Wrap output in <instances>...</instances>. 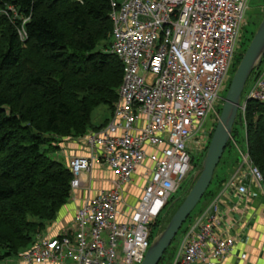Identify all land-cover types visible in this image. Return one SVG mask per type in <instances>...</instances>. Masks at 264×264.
<instances>
[{
  "label": "built area",
  "instance_id": "2783aa9c",
  "mask_svg": "<svg viewBox=\"0 0 264 264\" xmlns=\"http://www.w3.org/2000/svg\"><path fill=\"white\" fill-rule=\"evenodd\" d=\"M247 9V0H110L109 52L122 64V79L109 120L83 136L86 153L68 162L71 193L86 186L87 195L68 225L37 235L18 264L142 262L148 226L188 175L191 153L207 148ZM248 99L264 106V68L240 100L242 114ZM238 152L240 167L221 192L248 194L242 178L249 174L264 194L260 170L247 149ZM97 166L113 174L92 192ZM216 222L204 212L172 264H214L231 253L235 237L217 234Z\"/></svg>",
  "mask_w": 264,
  "mask_h": 264
},
{
  "label": "trees",
  "instance_id": "16d2710c",
  "mask_svg": "<svg viewBox=\"0 0 264 264\" xmlns=\"http://www.w3.org/2000/svg\"><path fill=\"white\" fill-rule=\"evenodd\" d=\"M0 9L1 261L28 248L70 199L72 173L51 153L97 128L93 109L112 111L122 64L109 52L110 0H0ZM236 125L264 189V106L248 99L238 109L226 147Z\"/></svg>",
  "mask_w": 264,
  "mask_h": 264
},
{
  "label": "rangeland",
  "instance_id": "374dc122",
  "mask_svg": "<svg viewBox=\"0 0 264 264\" xmlns=\"http://www.w3.org/2000/svg\"><path fill=\"white\" fill-rule=\"evenodd\" d=\"M120 1V0H118ZM247 11H246V22L242 29L240 30V39L238 41V48L236 49V53L233 57V63L228 71V79L225 82V89L222 91V97L224 98L228 89V86L230 84L231 78L235 72V69L239 63L238 57H240V53L246 50L251 38L253 37V34L255 33L259 23L261 22L263 15H264V0H247ZM0 13L1 9H0ZM22 38V33H21ZM112 40V37H111ZM242 53V55H243ZM264 68V56L262 57V62L258 66V69L261 70ZM254 77L252 75L247 79L244 89L241 93V101L244 100V96L246 92H248V89L250 87V84L252 83V80ZM223 102H220L216 104V110L217 114H220L221 107ZM111 116V111L107 109L105 106H98L95 109L91 111L90 119L93 126L97 127L93 130L99 129L102 126H104L107 121L109 120ZM217 119L213 121V129L216 125ZM237 126V133L234 134V141L231 146L225 147L223 154L214 170L211 182L201 197V199L198 201L196 206L193 208V210L190 212L189 216L186 218V220L183 222L180 229L177 231L173 239L171 240L170 245L166 248L165 252L163 253L162 259L158 264H172V261L174 257L176 256V253L179 249V246L186 236L188 230L191 228V226L196 222V220L200 217V210L203 209L204 205L208 202L210 196L209 191L214 188H219V186L223 187V184L228 178L240 167L241 159L240 154L238 152V149L245 152L247 149L246 146V136L245 131L241 126ZM86 134V133H85ZM84 134V135H85ZM80 137H73V138H65L60 144L59 148L51 153V156L55 159L62 160L66 164H68L69 160L78 155H82L86 153V149L84 146V138L83 136ZM211 138V137H210ZM210 142V139L208 140V144ZM207 144V146H208ZM206 151V150H205ZM205 151L201 153H191L192 154V160H191V169L189 170L188 175L185 177V179L180 183L178 188L172 193L169 204L165 207L163 213L166 214V217L172 216L174 213L173 210L175 209L177 205L178 198H182V196L185 194V192L190 190V185L192 186V182H194V175L196 171L201 169V166L199 168V165H201L202 160L205 155ZM263 181V177H262ZM219 185V186H218ZM264 191V189H263ZM188 193V192H187ZM186 196V195H185ZM172 200V202H171ZM69 200L61 206V208L58 210V213L56 215V218L51 221L48 225L45 226V228L39 232V234H45L46 232H52L53 228H56L55 222L59 218L60 212L64 213V216H68L70 209L67 207ZM178 207V206H177ZM64 209V210H63ZM176 210V209H175ZM174 210V211H175ZM173 212V213H172ZM71 213V212H70ZM199 214V215H198ZM198 215V216H197ZM170 216V217H171ZM66 218V217H65ZM168 222H166V219L163 217H159L153 224L148 226L149 230V242L150 244L153 242V240L158 236V234L161 232L163 227L166 226ZM36 235V237H37ZM0 264H18V255L13 254L9 257H6L5 259L0 261ZM67 264H71L70 261H67Z\"/></svg>",
  "mask_w": 264,
  "mask_h": 264
},
{
  "label": "crops",
  "instance_id": "0c3cea01",
  "mask_svg": "<svg viewBox=\"0 0 264 264\" xmlns=\"http://www.w3.org/2000/svg\"><path fill=\"white\" fill-rule=\"evenodd\" d=\"M111 174H113L112 171L106 168L94 167L92 176L95 180L91 184L92 192L104 187L106 185L105 178ZM242 181L248 188V194L238 195L232 191L221 192L222 189L218 185L219 188L209 191L210 198L200 210V216L207 211L209 215L216 217L214 231L217 234H230L236 240L233 251L215 260L214 264H264V194L252 182L249 174H244ZM87 189L86 186H82L72 191L67 204V207L72 209L68 216H64V213L60 212L59 218L55 222L56 228H53L52 233L68 225L74 209L86 197ZM218 194L220 195L219 210L214 213L209 207ZM242 254H245V257L242 258ZM192 264L207 263L193 262Z\"/></svg>",
  "mask_w": 264,
  "mask_h": 264
},
{
  "label": "water",
  "instance_id": "95a60500",
  "mask_svg": "<svg viewBox=\"0 0 264 264\" xmlns=\"http://www.w3.org/2000/svg\"><path fill=\"white\" fill-rule=\"evenodd\" d=\"M263 56L264 15L231 78L226 95L223 98L220 114L201 163V169L196 171L190 190L178 205L164 229L150 244L140 264L159 263L171 240L207 190L214 170L230 140L232 126L241 106L240 98L245 83Z\"/></svg>",
  "mask_w": 264,
  "mask_h": 264
}]
</instances>
